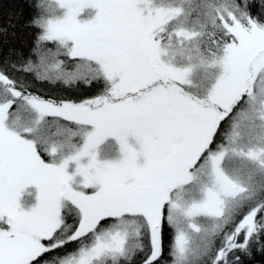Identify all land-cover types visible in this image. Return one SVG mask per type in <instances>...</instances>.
Segmentation results:
<instances>
[{
	"label": "snow or ice",
	"instance_id": "6c2138e0",
	"mask_svg": "<svg viewBox=\"0 0 264 264\" xmlns=\"http://www.w3.org/2000/svg\"><path fill=\"white\" fill-rule=\"evenodd\" d=\"M8 3L0 264L264 253V0Z\"/></svg>",
	"mask_w": 264,
	"mask_h": 264
},
{
	"label": "trees",
	"instance_id": "16d2710c",
	"mask_svg": "<svg viewBox=\"0 0 264 264\" xmlns=\"http://www.w3.org/2000/svg\"><path fill=\"white\" fill-rule=\"evenodd\" d=\"M24 0H15L16 7L13 8L14 11H19V5L23 4ZM9 10L8 0H4V13L5 16ZM25 16L28 15V10L24 9ZM244 264H264V253L255 252L251 258H245Z\"/></svg>",
	"mask_w": 264,
	"mask_h": 264
}]
</instances>
